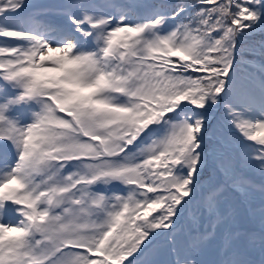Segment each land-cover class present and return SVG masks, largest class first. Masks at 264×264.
Instances as JSON below:
<instances>
[{"label": "snow or ice", "instance_id": "snow-or-ice-1", "mask_svg": "<svg viewBox=\"0 0 264 264\" xmlns=\"http://www.w3.org/2000/svg\"><path fill=\"white\" fill-rule=\"evenodd\" d=\"M0 264H264V0H0Z\"/></svg>", "mask_w": 264, "mask_h": 264}]
</instances>
